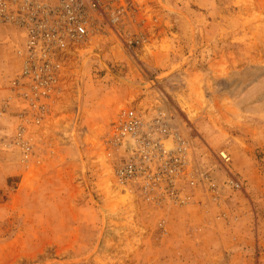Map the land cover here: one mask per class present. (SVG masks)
<instances>
[{"label": "rangeland", "instance_id": "374dc122", "mask_svg": "<svg viewBox=\"0 0 264 264\" xmlns=\"http://www.w3.org/2000/svg\"><path fill=\"white\" fill-rule=\"evenodd\" d=\"M138 1L123 36L106 27L68 57L40 126L18 116L20 33L0 26V264H264V0ZM130 107L171 115L191 140L188 203L116 181L111 124ZM54 146L42 165L56 172H35Z\"/></svg>", "mask_w": 264, "mask_h": 264}, {"label": "built area", "instance_id": "2783aa9c", "mask_svg": "<svg viewBox=\"0 0 264 264\" xmlns=\"http://www.w3.org/2000/svg\"><path fill=\"white\" fill-rule=\"evenodd\" d=\"M140 13L138 0H0V26H11L20 33L15 47L22 66L11 80V97L20 103L18 116L25 123L42 125L63 93L68 57L105 33L106 27L123 36L122 27ZM144 41L141 34L131 37L129 43ZM3 103L0 115L9 106V101ZM172 119L159 110L126 108L112 122L109 137L111 147L120 155L114 168L116 181L159 204L188 203V191L198 182L191 140ZM25 123L19 136L27 127ZM21 144L28 155L31 145ZM220 155L226 162L231 159L226 151ZM230 183L240 187L234 179Z\"/></svg>", "mask_w": 264, "mask_h": 264}, {"label": "crops", "instance_id": "0c3cea01", "mask_svg": "<svg viewBox=\"0 0 264 264\" xmlns=\"http://www.w3.org/2000/svg\"><path fill=\"white\" fill-rule=\"evenodd\" d=\"M6 33H8V32L5 29H4V31H0V57L2 55V50L5 51L8 48L7 47L8 44L5 42L6 40H3L4 39L3 37H5V34ZM14 48H16V47H14ZM11 58L13 59V63L14 64L16 63V61L22 63V59L20 58V56L17 55L15 49H14V53L12 54V56L10 57V59ZM1 61L2 60L0 59V62ZM58 157L59 156L57 154V148H56V146L52 147L50 150H47L46 153L41 152V157H40V159H41V161H40L41 162V165H40V168L38 169V171L36 170L35 172H56L55 169L54 170H51V171L46 170L42 164H44L43 162H46V161H49V162H53L54 161L55 162L58 159ZM21 172H26V169H23ZM6 177H9L8 172L1 171L0 172V179H4Z\"/></svg>", "mask_w": 264, "mask_h": 264}]
</instances>
